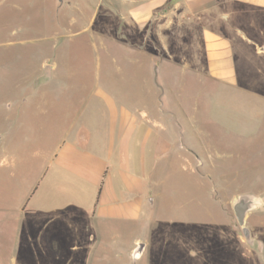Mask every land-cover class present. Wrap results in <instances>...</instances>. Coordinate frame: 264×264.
Returning <instances> with one entry per match:
<instances>
[{
    "label": "crops",
    "instance_id": "obj_1",
    "mask_svg": "<svg viewBox=\"0 0 264 264\" xmlns=\"http://www.w3.org/2000/svg\"><path fill=\"white\" fill-rule=\"evenodd\" d=\"M2 1H9L11 12L23 5L38 8L43 27L34 32L41 33L40 39L33 41L18 35L34 29L33 18L5 30L0 26V50L19 49L23 50L19 55L28 57L0 63L2 80L13 86L12 91L8 86L2 90L0 162L21 157L17 151L28 149L25 144L32 142L35 151H22V156L39 163L23 199L16 204L0 202V254L9 238L14 244L28 243L23 260L45 255L49 261L72 262L71 255L81 251L76 259L80 264L92 260L160 264L153 240L157 234L161 264L162 259L197 264L206 248L212 255L211 243H217V237L202 235L200 223L196 227L191 217L162 220L154 213L169 179L167 172L181 164V157L186 156V162L196 151L193 143V149L181 154L184 133V139L195 141L191 127L183 130L181 125L191 123L182 108L185 98H164L158 80L171 89L168 77H190L224 95L228 94L224 90L235 88L238 101L243 93L254 101L264 98V0H124L109 4L110 32L101 27L89 32L92 25L85 30L70 7L76 0ZM14 35L17 40L11 38ZM28 41L33 44L16 48ZM69 47L81 52L86 48L85 59L76 65L84 69L77 78L70 77L72 66L63 58ZM108 47L112 49L105 69L108 77L101 78L99 50ZM252 56L261 62H252ZM72 92L79 100L76 105L71 103ZM29 100H35V110L44 117L36 126L28 118ZM12 111L10 123L7 115ZM218 153L201 145L203 173L195 176L189 169L188 180L213 181L215 201L222 202L218 199L222 196L252 197L251 217L263 218L264 174L257 173L250 181L252 190L245 189L244 181H232L243 179L237 169L229 173L219 165L222 161H214ZM227 184L233 188L224 193ZM220 204L219 214L228 216ZM209 227L238 237L230 222L224 228L217 222ZM262 227L249 228L253 252L249 250L256 264H264ZM129 234L132 239L125 241ZM237 241V252L244 259L246 248ZM134 251L139 258L132 257Z\"/></svg>",
    "mask_w": 264,
    "mask_h": 264
},
{
    "label": "rangeland",
    "instance_id": "obj_2",
    "mask_svg": "<svg viewBox=\"0 0 264 264\" xmlns=\"http://www.w3.org/2000/svg\"><path fill=\"white\" fill-rule=\"evenodd\" d=\"M121 1L124 0H76V3H71L70 7L72 8V11L76 12L75 15L78 16L80 22L86 28L85 30H87L88 26L92 25L89 32L97 27H101L103 30L110 32L112 18L109 14L113 13V10L110 9L109 4L121 3ZM4 3L5 1L3 2L0 0V26L3 30L14 25L20 26V23L24 21L26 22V20L28 21L29 18H33L32 22H34V29L30 30L28 34H26L27 36L21 33H18V35L21 39L24 37L28 38V36L34 39L33 41L40 39L39 37L41 36V33H39V35L34 33L37 32V30L41 31L40 29L43 27V24H41L43 16H41V12H39L38 8L31 9L23 5L19 11L11 12L7 4L9 1H6L5 4ZM10 12L16 17L14 18L17 21L16 24L11 22L13 19L9 17ZM18 35H14V37L11 38L17 40L16 38ZM1 38L2 34H0V39ZM32 44V42L28 41L22 46L17 45L16 48H18V46L26 47ZM101 45L102 44L99 43V47ZM111 51L109 47L100 48L99 50V57L102 64L101 78L108 77V73L105 69L108 67L107 61L109 60ZM21 52H23V50H0V63H15L18 60L23 61L24 59H27L28 57L19 55ZM85 54L86 48L81 52L77 47H69L66 54L63 55V58L67 60L66 62L70 63L72 66L71 78H77L80 76L81 70H84L81 69L82 67H77L76 65L83 62ZM37 56H39V54ZM255 61L261 62L259 57L252 56V62ZM9 77H11V75ZM9 77L5 76L4 78ZM189 78L186 79L181 76L179 77V80H177L175 77H168L166 81L167 84L171 85V89H168L165 84L161 83V80H158V85L164 90V98L165 95L173 97L179 95L180 97L185 98V101L183 102L185 106L182 108L185 110L188 118L191 117V123L188 124L184 121L181 125L183 130H187L191 127L195 141H187V139H184L186 136V133H184L185 135H183V139L181 140V154L182 156L185 155L184 150L187 148L193 149L191 148L193 143L196 144V148L192 151H196L195 155L193 154L190 159H187V164L184 160L186 156H183L180 159L181 164L175 165L172 172H167L169 179H166L164 183L162 199L158 202L154 213L162 220L163 218L182 219L183 217H191L192 223L196 224V227L198 226V223L202 225L198 226L202 235H206V238L209 236H211V238L215 236L217 237V243H211L212 255L209 248L204 249L205 253L198 257L197 264H213V262H217L216 264H256V261L253 260V256L250 255L251 252L249 250H253L252 247L250 248L252 241L249 228L253 231L261 226L264 228V217H251L252 215H250V212L254 207L247 213V222H245L244 219V226L248 229L249 237L248 240H246L242 235L241 227L237 224L232 211V204L237 197L230 196L223 198L222 196L218 198L222 200V202H219V200L215 201L211 197V193L214 190L213 186L215 184H213V181L205 180L204 182L203 180V182H200L199 178L196 180H188L186 175L188 173L187 170L189 169L191 170L190 172L195 174V176H198L197 173H203V168L200 166L204 161V156L201 154V145H207L212 148L214 153L219 152L217 155L219 159L217 158L218 160L215 159L214 161H222L223 164L219 165L225 166L229 173H231V170L234 171V169H237V175L243 178L240 180L237 178L232 181H244V188L252 190L253 186L250 181L254 180L257 173L264 174V98L260 101H254L253 98L246 97L248 94L243 93L245 96L238 101L235 88L224 90L228 92V94L224 95L215 90L212 91L209 88H206L208 86L204 82L203 84H200ZM2 79L3 77L0 76V102H2L4 98L2 96V90L5 86H8L7 88L13 90L12 84H9L4 81L5 79ZM64 81L67 84H71L66 79ZM7 88L5 89L7 90ZM210 93L212 94L211 99L209 96ZM71 94L73 95V97L70 96L72 100L71 103L76 105L79 102L78 97H76L73 92ZM34 101L35 100H29L26 104V108L29 110V120L32 121V125L36 126L44 120V117L41 112L35 110ZM167 101L168 100L166 99L165 101L164 99L162 100V102L166 104L168 103ZM13 114L12 111V113L7 115V119L8 116H11L10 123L13 121ZM179 116H181V113ZM10 126L11 125L8 123L6 131H9L8 128ZM1 127H3L2 119H0V128ZM13 131L14 130H12V132ZM12 132L9 133V137H13ZM32 132H34L33 136L35 137L36 132H38V127H35ZM192 132L190 133V136H192ZM29 140L31 141V138H29ZM32 144V142L26 143L25 145L28 149H20L17 151L21 157H9L6 158L4 162H0V202L9 200L8 203L12 202L13 204H16L17 201L23 199V194L28 187L33 184L35 178L34 174L37 167H39L38 160L22 156V151L26 154H31L32 151H35L32 150ZM220 153H222V156H220ZM188 188L190 191L187 193L186 190H188ZM232 188L233 186L227 184L224 193ZM220 203L223 205V210L228 214V216H226L227 218L220 215L218 212L219 207L221 206ZM262 209H264V205H262ZM212 222H217L222 228H224L223 226H225L226 223H232L236 229L234 232L238 234V237L233 236V233L231 235L229 232L228 234L226 232V234L222 233L221 235L214 230H210L209 223ZM203 224L205 226H203ZM134 233L136 234V230ZM199 234L200 233H198V235ZM237 238L240 242L244 243L246 248L244 259L241 257L240 253L237 252L240 249V244L238 243ZM131 239L132 236H130V234L126 235L125 241H130ZM153 240L156 260L161 264L159 259L160 255L157 254V234H154ZM202 242L205 243V240L203 239ZM13 244L14 242L12 243L9 238H5L4 253L0 254V264H80V262H78L79 259H76L80 257L81 251H77L71 255L73 258L72 262L65 259L49 261L46 259L47 256L45 255H38L39 257H34L32 260H23L25 253L23 251L24 248H27L28 243L20 240L14 245ZM12 246L16 249V252H14L16 254L13 255L11 254ZM204 246L207 247L206 245ZM105 256L110 258V251L105 253ZM164 261L166 260L162 259L163 264H173L171 261H166L167 263H164ZM93 263L118 264L115 260H107L106 262H103L102 260L93 262L92 260L91 264Z\"/></svg>",
    "mask_w": 264,
    "mask_h": 264
},
{
    "label": "water",
    "instance_id": "obj_3",
    "mask_svg": "<svg viewBox=\"0 0 264 264\" xmlns=\"http://www.w3.org/2000/svg\"><path fill=\"white\" fill-rule=\"evenodd\" d=\"M255 205L254 199L247 195L238 196L232 204V211L237 224L241 227L243 237L248 240L249 232L244 226L245 215L253 209Z\"/></svg>",
    "mask_w": 264,
    "mask_h": 264
},
{
    "label": "built area",
    "instance_id": "obj_4",
    "mask_svg": "<svg viewBox=\"0 0 264 264\" xmlns=\"http://www.w3.org/2000/svg\"><path fill=\"white\" fill-rule=\"evenodd\" d=\"M139 254H138V252L137 251H134L133 253H132V257L134 258V259H137V258H139Z\"/></svg>",
    "mask_w": 264,
    "mask_h": 264
}]
</instances>
